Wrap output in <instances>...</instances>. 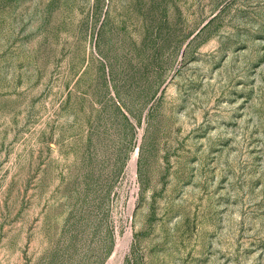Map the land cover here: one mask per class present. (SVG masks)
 I'll return each mask as SVG.
<instances>
[{"label":"rangeland","instance_id":"rangeland-1","mask_svg":"<svg viewBox=\"0 0 264 264\" xmlns=\"http://www.w3.org/2000/svg\"><path fill=\"white\" fill-rule=\"evenodd\" d=\"M0 264H264V0H0Z\"/></svg>","mask_w":264,"mask_h":264}]
</instances>
